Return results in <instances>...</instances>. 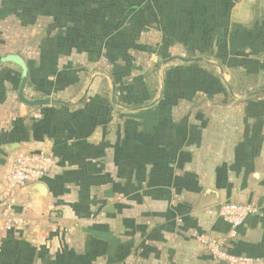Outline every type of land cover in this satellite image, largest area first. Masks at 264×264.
Instances as JSON below:
<instances>
[{"label":"crops","instance_id":"obj_1","mask_svg":"<svg viewBox=\"0 0 264 264\" xmlns=\"http://www.w3.org/2000/svg\"><path fill=\"white\" fill-rule=\"evenodd\" d=\"M219 1L227 11L235 5L231 12H240V23L256 10L257 20H264V0ZM108 2L122 17L146 9L144 19L160 26L155 35H196L194 10L180 14L179 5L197 0ZM208 18L204 28H211L199 35H214L230 20L223 15V26L214 29L216 17ZM14 47L0 46V57L24 62L25 97L52 103L23 104L18 98L23 67L12 61L0 67V190L19 153L44 151L57 165L19 193L15 212L26 226L5 233L0 222V264H223L191 233L227 237L230 224L208 214L227 202L250 203L259 211L226 249L264 260V112L245 114L230 106L264 97L239 102L243 97H229L228 82L217 75L224 97H208L199 109H170L164 104L168 80L159 68L143 69L135 95L115 74L95 77L94 63L64 90L58 85L72 80L51 83L46 64H32L26 46ZM147 86L157 89L151 102ZM133 102L141 107L129 108Z\"/></svg>","mask_w":264,"mask_h":264},{"label":"rangeland","instance_id":"obj_2","mask_svg":"<svg viewBox=\"0 0 264 264\" xmlns=\"http://www.w3.org/2000/svg\"><path fill=\"white\" fill-rule=\"evenodd\" d=\"M108 1L0 0V46H8L9 50L14 46H26L28 50L25 51L28 58L31 56L32 64L47 65L46 75L47 79L53 80L51 83H61L60 77L68 83L72 80V85H58L64 90L68 88L65 86H73L77 73L94 63L98 72L95 77L106 72L115 74L117 79L127 81L124 86L128 91L137 95L141 92L143 69L146 66L153 69L154 62L160 61L159 76L168 80L164 104L170 109H199L209 101L208 97H224V86L220 80L214 79L213 72L226 82L233 81L241 92L248 89L243 84L253 81L230 69L238 66L250 72H259L264 68V20H257L260 11L256 10L257 13H251L250 19L240 23V12L235 11L233 15L231 12L235 5L227 11L219 0L213 3L197 0L190 6L181 3L180 14L183 13L182 7L186 11L194 10L196 35H187L186 31L169 36L162 32H159L160 35L152 33L160 26L155 24V19H144L146 9L122 17L119 8H114L116 5ZM210 14L216 17L211 22L214 29L223 26L220 20L225 14L230 19L228 26L224 30L218 29L214 35H199L206 28H211H204ZM237 26L240 29L236 33ZM35 33L38 35L34 36ZM190 50L201 54L198 58L203 61L167 62L173 57L187 58ZM261 74L255 80V88L264 87V73ZM49 94L57 95L54 92ZM236 104L230 106L244 109L245 114L262 115L264 112V99Z\"/></svg>","mask_w":264,"mask_h":264},{"label":"built area","instance_id":"obj_3","mask_svg":"<svg viewBox=\"0 0 264 264\" xmlns=\"http://www.w3.org/2000/svg\"><path fill=\"white\" fill-rule=\"evenodd\" d=\"M40 118V115H35ZM57 163L51 154L41 151L22 152L13 160L3 189L0 190V222L5 233L23 229L25 220L15 208L18 205L19 193L43 180L55 169ZM258 207L250 203L227 202L208 210L209 215H217L230 224L231 231L225 238L214 237L208 233L194 230L191 237L196 240L216 263L223 264H264V260L230 253L226 249L227 241L237 236L240 228L251 216L258 213Z\"/></svg>","mask_w":264,"mask_h":264},{"label":"trees","instance_id":"obj_4","mask_svg":"<svg viewBox=\"0 0 264 264\" xmlns=\"http://www.w3.org/2000/svg\"><path fill=\"white\" fill-rule=\"evenodd\" d=\"M180 4H181V2H180ZM182 11H183V13H185L186 10L182 7ZM179 12H180V5H179ZM0 19H1V17H0ZM199 55H201V54H199ZM199 55H197L196 53H194L193 51L190 50L188 52V57L187 58L188 59H194V58H198ZM0 59H1V57H0ZM208 65L213 66L210 63ZM158 68H159V63H157L154 66V71L156 69H158ZM230 70L232 72L240 73L244 78L246 77L247 79L252 80L253 82L243 84V87H246L248 89L246 91H241V92H239V90L236 89L237 86L236 87L234 86L233 81L232 82H228L226 87H225V92L228 93L229 97L233 98L235 95H239V96H242V97L245 98L244 99L245 102H252V101H255V100H258V99H261V98L264 97V87H260V88H255L254 87L256 85V81L255 80L262 75L261 73H264V68L261 69V71H259V72H250V71L244 70V69H242L241 67H238V66L237 67H232ZM212 76H214V78H216V79L219 78L216 75V73H214V72L212 73ZM113 78H114V76H113ZM142 81H143V79H142ZM145 90L147 91L148 97H149L150 102H151L153 100V98L155 97L157 89L155 87L151 88L150 86H147ZM140 107H141L140 103L133 102V104L129 108L135 109V108H140Z\"/></svg>","mask_w":264,"mask_h":264},{"label":"water","instance_id":"obj_5","mask_svg":"<svg viewBox=\"0 0 264 264\" xmlns=\"http://www.w3.org/2000/svg\"><path fill=\"white\" fill-rule=\"evenodd\" d=\"M173 59H180L184 62H189V61H201L202 59L201 58H197V59H193V60H188V59H185V58H182V57H174L172 59H170V61H172ZM15 62L17 64H19L21 67H23V75H22V83L20 85V88H19V91H18V98L19 100L27 105V106H32V107H37V106H42V105H47V104H51L52 101L51 99H38V100H28L25 95H24V89L26 87V84H27V69L24 65V62L17 56H8V57H5V58H1L0 59V67L6 63V62ZM169 62V61H168Z\"/></svg>","mask_w":264,"mask_h":264}]
</instances>
